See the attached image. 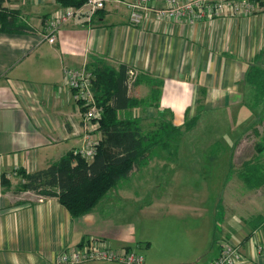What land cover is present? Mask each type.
Listing matches in <instances>:
<instances>
[{
  "label": "crops",
  "instance_id": "1",
  "mask_svg": "<svg viewBox=\"0 0 264 264\" xmlns=\"http://www.w3.org/2000/svg\"><path fill=\"white\" fill-rule=\"evenodd\" d=\"M61 7L59 0H3L0 6L17 29L0 31V264H57L63 252L86 242L98 246L102 240L114 249L136 250L144 264H209L223 242L239 246L240 264H264V206L257 207L255 196L247 192L239 198L245 203L222 207L219 227L210 226L208 218L198 225L159 223L158 241L147 230L137 231L132 221L124 223L133 214L131 202L140 206L135 207L137 215L160 220L169 209L179 214L181 197L187 201L197 190L194 177L169 173L176 160L171 165L152 160L154 152L176 154L181 136L194 134L201 119L211 120L216 128L217 116L228 106L237 112L234 121H242L240 106L249 98L247 70L264 67V6L241 19L190 24L152 17L132 26L123 5L107 4L89 22H67L50 43L46 23ZM100 62L116 70L127 68V91L109 104L116 105V120L135 131L129 135V147L138 140L144 152L107 192L118 204L104 214L100 206L105 194L91 210L71 216L56 196L17 190L21 179L16 174L1 184L2 174L35 172L83 144L81 111L64 71ZM193 117L192 128L171 135L162 145L159 126L180 128ZM190 146L194 144L187 140L184 150ZM201 189L205 192V186ZM155 199H161L162 208L151 207ZM205 254L210 257L207 263L200 260Z\"/></svg>",
  "mask_w": 264,
  "mask_h": 264
},
{
  "label": "trees",
  "instance_id": "2",
  "mask_svg": "<svg viewBox=\"0 0 264 264\" xmlns=\"http://www.w3.org/2000/svg\"><path fill=\"white\" fill-rule=\"evenodd\" d=\"M3 0H0V6ZM85 0H59L62 6H80ZM264 5V3H261ZM13 29L8 13L0 8V31L11 32ZM92 78V90L97 104L101 108L99 121L100 140L91 160H86L76 151L62 155L47 167L32 173L17 169L20 176L17 190H34L43 195L56 196L58 201L69 211L71 216H79L91 210L97 202L127 173L133 163L142 155V147L130 143L129 135L135 131L124 121H117L116 105L109 104L115 96H122L127 91V68L123 65L116 70L102 62L89 67ZM247 93L255 102L264 98V67H249L247 70ZM252 102V103H253ZM250 103L253 109L256 106ZM253 106V107H252ZM256 109V108H255ZM257 110V109H256ZM196 118L186 121L185 130L195 125ZM163 130L162 145L166 146L171 135L179 134L181 129L171 123L159 126ZM168 131V134L166 135ZM253 132L260 141L255 144L256 156L244 160L237 171L238 177L252 189L264 185V128L259 133ZM112 148H117L113 151ZM9 180L5 174L1 176V184L7 185Z\"/></svg>",
  "mask_w": 264,
  "mask_h": 264
},
{
  "label": "rangeland",
  "instance_id": "3",
  "mask_svg": "<svg viewBox=\"0 0 264 264\" xmlns=\"http://www.w3.org/2000/svg\"><path fill=\"white\" fill-rule=\"evenodd\" d=\"M85 68L90 71L89 68ZM252 102L250 98H247L245 102L242 103V106H240L244 114V116L241 117L242 121H234L237 112L235 108L228 106V108L225 109L226 111H220L221 115H218L215 120L218 130L210 126L212 123L211 120L201 119L194 134L191 133L188 136H181L180 148L176 150V154L175 152H167L165 150L158 151L157 153L154 152L152 160L158 159L167 161L166 165L174 164L176 160L174 169L170 170L169 173L174 176L178 175L179 178L194 177L197 190L187 197V201H185V197H181V200H183V209L180 210L179 214L173 213L172 210L169 209L163 217H159L160 220H157L156 217L137 215L138 209L136 208L140 206L131 202L133 214L131 213V215L125 219V225H127V220H130L132 221V226L135 227L137 231H142L143 229L147 230L151 237L161 241L162 236L155 228L159 223H169L180 226L183 224L198 225L202 220L208 218L210 226L219 227L224 211L222 207L224 206L229 209L230 207H235V202L243 201V203H245L246 200H239V198L240 195H244L246 192L255 196L254 201L257 203V207L264 206V185H262L261 189H259L261 186L256 188L255 191V188H249L238 177L237 173L239 169L237 166L238 162H243L257 155L255 144L260 141V137L254 134L253 128L259 133H261L264 128V98L261 97L255 100V102ZM250 103L256 106L255 108L257 110L253 106V109H251L249 107ZM200 109L201 107L198 108V113H200ZM185 125L186 121L179 126L180 129L183 130ZM200 129L205 133V138L202 136ZM187 140H189L190 144H194V146H190L188 149L186 148V150H184ZM208 143L211 145L210 149L206 147V145H209ZM261 159L264 164V157ZM238 164L240 165V163ZM166 168L168 167L163 168L164 172H166ZM192 169L195 172L197 171L195 176L189 174V171ZM15 171L11 172L12 175L15 174ZM162 176H164V174ZM162 181L163 180L160 182ZM203 186H205V192L201 189ZM110 193L111 192H109V194L106 193V198L104 200L105 204H101L100 206L104 214H107L110 207L117 205L119 202L117 197L111 196ZM202 194H206L205 201L203 200ZM138 202L140 203V201ZM239 204L241 205V203ZM151 207L153 209L162 208L161 199L153 200ZM196 213L199 214V216L200 214L203 216L199 217ZM144 219H146L147 223L143 222ZM213 232V228H211V238ZM181 240H183V237ZM209 242L210 247H214L215 244H213L211 240ZM209 259L210 257L208 254H205L200 260L202 262L206 260L207 263Z\"/></svg>",
  "mask_w": 264,
  "mask_h": 264
},
{
  "label": "built area",
  "instance_id": "4",
  "mask_svg": "<svg viewBox=\"0 0 264 264\" xmlns=\"http://www.w3.org/2000/svg\"><path fill=\"white\" fill-rule=\"evenodd\" d=\"M261 3H264V0H85L80 6H64L57 9L46 23L45 38L53 43L57 32L67 22L71 20L89 22L91 17L107 4L123 5L128 11V22L132 26H137L152 17L157 20L190 24L223 17L247 18L262 10L264 5ZM64 72L73 101L81 111L83 144L76 152L86 160H91L100 140L98 117L101 112L92 90L93 75L85 67L67 68ZM129 73L132 74L131 71ZM6 177L11 178L12 173H7ZM88 243L76 246L69 252H63L57 256L56 263L77 264L94 261L107 264H144L143 256L134 249H114L105 240L98 246ZM241 262L239 246L223 242L218 255L209 264Z\"/></svg>",
  "mask_w": 264,
  "mask_h": 264
}]
</instances>
